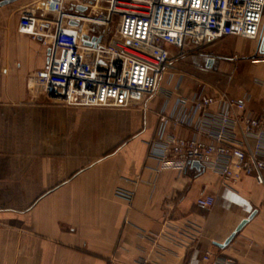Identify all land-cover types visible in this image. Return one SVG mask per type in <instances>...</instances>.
Instances as JSON below:
<instances>
[{
    "label": "crops",
    "instance_id": "crops-1",
    "mask_svg": "<svg viewBox=\"0 0 264 264\" xmlns=\"http://www.w3.org/2000/svg\"><path fill=\"white\" fill-rule=\"evenodd\" d=\"M16 3L0 7V264H201L208 249L240 264H264V185L247 176L226 187L216 174L195 168L158 172L148 149L163 91L146 106L125 109L65 106L38 96L27 80L49 50L18 31ZM225 38L240 46L222 54L205 46L192 55L209 73L204 79L188 82L185 74L178 91L176 75L170 79L181 72L175 71L162 87L190 94L207 83L260 115L261 37ZM210 55L217 57L208 65ZM223 61L230 69L208 77ZM119 188L134 190L133 199L119 197ZM202 194L216 197L212 208L196 205ZM253 212L230 244L216 245Z\"/></svg>",
    "mask_w": 264,
    "mask_h": 264
},
{
    "label": "built area",
    "instance_id": "built-area-1",
    "mask_svg": "<svg viewBox=\"0 0 264 264\" xmlns=\"http://www.w3.org/2000/svg\"><path fill=\"white\" fill-rule=\"evenodd\" d=\"M263 26L264 0H44L42 9L20 10L18 31L49 50L27 80L38 96L65 106L125 109L146 106L163 91L148 149L157 171L185 172L196 161L229 187L247 176L264 185V110L257 115L245 101L207 83L190 94H175L161 83L179 58L229 36L257 40ZM175 75L179 91L185 73L170 79ZM116 194L131 201L135 191L119 188ZM215 203L210 194L196 199L203 210ZM201 264L240 263L208 249Z\"/></svg>",
    "mask_w": 264,
    "mask_h": 264
},
{
    "label": "rangeland",
    "instance_id": "rangeland-1",
    "mask_svg": "<svg viewBox=\"0 0 264 264\" xmlns=\"http://www.w3.org/2000/svg\"><path fill=\"white\" fill-rule=\"evenodd\" d=\"M18 7L21 9L26 8L27 6H36L40 9H42L43 7V2L44 0H18L16 1ZM88 27H92V25L87 24ZM235 46L239 47L240 43L239 42H235V44L233 42H231L229 39L227 40L225 38L220 39L218 41H216L215 44H210L206 46L205 51L209 54H216V53H226L229 52L230 49L235 48ZM226 51V52H224ZM204 53V52H203ZM194 53L190 52V54L186 55L183 58H179L177 61L172 63V66L167 70V73H172L175 71H181L182 73L186 74V78L187 81H196V77L199 79H204V76L209 75L208 72H203L204 70L202 68H200V66H198V64H195V62L193 61V57ZM198 61H196L197 63H202L201 62V58L197 59ZM230 63L229 62H222L221 63V69L218 72H215L214 74H210L211 76H208L210 78L212 77H219L221 75H223V71L225 72L227 69H230ZM203 71H201V70ZM166 73V74H167ZM208 78H206V81Z\"/></svg>",
    "mask_w": 264,
    "mask_h": 264
},
{
    "label": "water",
    "instance_id": "water-1",
    "mask_svg": "<svg viewBox=\"0 0 264 264\" xmlns=\"http://www.w3.org/2000/svg\"><path fill=\"white\" fill-rule=\"evenodd\" d=\"M18 0H1L0 1V7L1 6H5V5H8V4H11L13 2H16ZM79 10H85V7L83 6H78L77 7ZM71 24H74L76 25L77 22H71ZM260 49L261 50H264V32L261 36V40H260ZM214 60L211 58L209 61H208V65H210V63H212ZM192 168H195L197 169L198 171H202V167H201V164L199 162H193L192 165H191ZM255 215V212H253L248 218H245L238 226L237 228L234 230V232L227 238V240L223 243H218L216 242V245L221 247V248H225L228 244H230V242L234 239V237L236 236V234L247 224V222L252 219Z\"/></svg>",
    "mask_w": 264,
    "mask_h": 264
},
{
    "label": "flooded vegetation",
    "instance_id": "flooded-vegetation-1",
    "mask_svg": "<svg viewBox=\"0 0 264 264\" xmlns=\"http://www.w3.org/2000/svg\"><path fill=\"white\" fill-rule=\"evenodd\" d=\"M216 57H217L216 55H210V56L208 57V58H209L208 61H209L211 58H212L213 60H215Z\"/></svg>",
    "mask_w": 264,
    "mask_h": 264
}]
</instances>
